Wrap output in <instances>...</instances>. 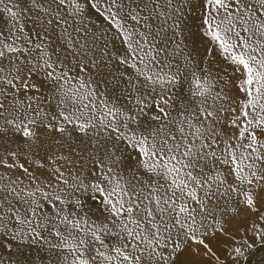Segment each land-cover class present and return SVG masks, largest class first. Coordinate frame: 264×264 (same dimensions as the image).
<instances>
[{
	"label": "snow or ice",
	"instance_id": "snow-or-ice-1",
	"mask_svg": "<svg viewBox=\"0 0 264 264\" xmlns=\"http://www.w3.org/2000/svg\"><path fill=\"white\" fill-rule=\"evenodd\" d=\"M0 264H264V0H0Z\"/></svg>",
	"mask_w": 264,
	"mask_h": 264
}]
</instances>
